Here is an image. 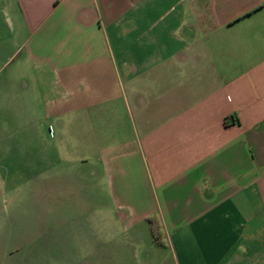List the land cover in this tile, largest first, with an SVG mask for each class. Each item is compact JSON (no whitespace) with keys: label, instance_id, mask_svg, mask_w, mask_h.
<instances>
[{"label":"crops","instance_id":"0c3cea01","mask_svg":"<svg viewBox=\"0 0 264 264\" xmlns=\"http://www.w3.org/2000/svg\"><path fill=\"white\" fill-rule=\"evenodd\" d=\"M27 184L55 225L16 264H264V0H0V200Z\"/></svg>","mask_w":264,"mask_h":264},{"label":"rangeland","instance_id":"374dc122","mask_svg":"<svg viewBox=\"0 0 264 264\" xmlns=\"http://www.w3.org/2000/svg\"><path fill=\"white\" fill-rule=\"evenodd\" d=\"M21 187L12 192L19 196L0 200V259L14 264L37 256L49 259L50 232L55 225L53 218L37 214V184ZM44 209H49V202L44 203Z\"/></svg>","mask_w":264,"mask_h":264},{"label":"trees","instance_id":"16d2710c","mask_svg":"<svg viewBox=\"0 0 264 264\" xmlns=\"http://www.w3.org/2000/svg\"><path fill=\"white\" fill-rule=\"evenodd\" d=\"M146 221L149 225V231H150L151 238L156 244L162 245L163 242L161 241V233L159 231V225H158L156 218L154 216H150L146 218Z\"/></svg>","mask_w":264,"mask_h":264}]
</instances>
